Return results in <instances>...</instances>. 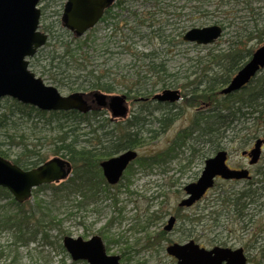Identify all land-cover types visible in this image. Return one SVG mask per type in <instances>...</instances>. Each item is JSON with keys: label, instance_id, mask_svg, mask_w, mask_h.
<instances>
[{"label": "rangeland", "instance_id": "obj_1", "mask_svg": "<svg viewBox=\"0 0 264 264\" xmlns=\"http://www.w3.org/2000/svg\"><path fill=\"white\" fill-rule=\"evenodd\" d=\"M211 1L123 0L120 6L112 8L111 13L114 17L101 20L82 36L75 38L82 41L87 38L88 43V47L76 51L75 55L79 57L85 54L86 70H94L95 73L100 72L109 75L107 78H113V83L117 87L113 93H125L120 82L134 79L137 74H146L147 60L142 53L149 51H154L157 61L162 60L167 70L177 74L182 81L188 74H198L201 69L212 65L208 53L217 54L227 44L226 33H222L221 37L210 45H200L196 48L179 44V38L188 29L214 24L212 12L206 8H199L208 2L211 4ZM64 2L65 0L40 1L38 4L42 10L40 27L47 26L53 32L52 35H64V39L69 41L71 33L60 22ZM240 18H244L243 13ZM172 41L177 43H171ZM49 42L50 45H47ZM55 42L53 37L48 39L34 56L28 58L29 70L40 77L46 85L56 87L62 95L85 91L70 90L67 82L68 72L63 69L43 67L48 62L47 52ZM172 88H179L181 93L183 92L180 87ZM160 90V87L156 86L152 92ZM183 99L159 109H155V104L151 103L149 104L151 115L141 114L146 118V124L141 127L145 140L141 147L136 148L138 157L160 153L165 162L151 168L142 167L136 161L132 162L129 174L116 185H109L106 191L102 190L95 201L87 202L85 207L76 206L79 197L73 193L59 191L55 196L51 188L33 190L27 203L33 204L36 198L46 201L49 218L52 221L47 229L48 239L42 241L40 236H37L34 241L21 246L12 244L11 233L0 232V246L5 254L0 258V264H10L14 256L17 259L13 264H87L84 261L71 260L62 246V238L80 236L88 239L95 234L102 238L108 254L120 256L121 264H175L171 256L165 252L164 241L157 252L154 246L146 247L150 243L146 237L158 233L168 215L176 214L182 218H194V221L190 222L193 231L191 235L189 233L183 235L176 229L167 235L168 238L186 241L195 237L196 241L205 247L212 244L221 245L223 242L224 246L230 247L248 246L249 264H264V184L259 182L258 199L249 207L253 216L248 214L244 219L235 220L231 206L214 201L218 196L225 197L243 189L248 180L257 178V171L264 172V144L260 158L254 164L249 163L248 156L241 154L242 150H249L252 147L254 139L244 143V137H238L240 134L233 135L228 131L222 137L218 148H215L212 142L208 143L205 137L193 135L182 148L175 149L178 132L190 124L195 112V106L186 105ZM9 100L11 99H2L0 107L10 105ZM140 103L135 97L128 98L131 113L140 111ZM163 113L173 115L172 122L156 137L149 138L153 133L151 131L158 129L155 118ZM99 117L107 119L109 114L103 111L97 116ZM23 120L22 118L18 120L20 124L17 134L24 133L27 143L35 145L41 152H46L47 158L52 157L48 149L51 146L50 139L55 133L54 125L43 124V120L33 118L32 121L37 122L38 129L34 134H30L27 129L30 121ZM104 122L109 130L113 127L112 122L107 123L105 120ZM1 133L3 130L0 131V135L4 137ZM219 149L226 151V160L230 167L247 169L251 178L216 179L213 187L191 207H178V202L185 196L184 186L198 179L205 160ZM171 152L175 157L169 158ZM5 203V200H0V206ZM6 209H12V206H7ZM151 212L161 215L159 217L154 215L148 221L146 217ZM249 216L252 217L251 225L247 222ZM198 217L202 219L197 221ZM245 225L248 228L246 227L244 231ZM212 239L215 242L211 244ZM123 251H127L126 261L121 260Z\"/></svg>", "mask_w": 264, "mask_h": 264}, {"label": "trees", "instance_id": "obj_2", "mask_svg": "<svg viewBox=\"0 0 264 264\" xmlns=\"http://www.w3.org/2000/svg\"><path fill=\"white\" fill-rule=\"evenodd\" d=\"M122 2L123 0H116L114 7L120 6ZM242 3H244L243 6ZM199 8H206L207 11L212 12L213 22L221 26L222 33L228 34L227 44L222 51L217 54L208 53L213 64L201 69L198 74H188L186 79L180 81L177 74L167 70L162 60L157 61L154 51L145 52L142 56L147 60L146 74H137L134 79L120 82L122 89L127 98L150 97L153 93L152 89L156 86L160 89L167 87L182 89L185 104L195 106L198 110L194 112L190 124L178 132L175 149L182 148L193 135L205 137L206 141L212 142L215 148H218L227 131L233 135L240 134L238 137H244V143L258 137L264 138V69L239 91L227 95L220 94V89L250 58L253 50L264 43V0H212L211 4L208 2ZM111 10L112 8H109L106 11L103 20L114 17ZM242 13L243 19L240 18ZM41 29L48 32V39L53 37L56 40L47 52L48 62L43 65L44 68L46 66L61 68L68 72L67 82L70 90L100 91L106 94L115 92L117 87L113 83V78H107L109 75L106 76L100 72L95 73L94 70H86L85 54L79 57L75 55L76 51L88 47L87 38L82 41L69 34L70 39L66 41L64 35H52L53 32L47 26ZM65 33L68 32L65 31ZM181 37L179 44L196 48L200 46L186 43ZM167 43L170 44V42ZM47 45H50V42ZM9 102L10 105L0 107V131L3 130L1 134H4V137L0 135L3 139H0V155L24 169L37 166L47 159V153L27 143L24 133L17 134L20 124L18 120L22 118L25 122L30 121L27 126L30 134H34L38 129L37 122L32 121L33 118L43 120V124H53L55 133L50 139L51 146L48 152L52 154V157L58 156L69 161L71 176L57 184L60 185L59 187L56 184H44L33 190L51 188L55 196L59 191L73 193L79 197L76 201L77 207H85L87 202L95 201L102 190L108 189L109 185L101 173L102 160L126 149L139 148L144 144L141 127L146 124V118L141 114L151 115L152 111L149 108L151 104L149 100L150 103L141 101L139 112L131 113L130 111V116L126 120L114 122L110 118H97L105 109L87 113H79L75 110L41 111L12 99ZM163 106L161 103H155V109ZM104 120L107 123L112 122L113 127L110 130ZM172 120L173 115L168 113L156 117L155 123L158 129L151 131L153 133L149 135V138H154L159 132H163ZM174 155L171 152L169 158L175 157ZM135 161L145 168L165 162L160 153L154 156L138 157ZM131 165L132 163L125 170L123 177L131 172ZM256 177L254 180L247 181L243 189L225 197L218 196L214 201L231 206L235 220L244 219V210L247 205L253 204L258 199L259 182L264 184L263 171H257ZM0 200L6 201L0 206L2 209L0 232L11 233L12 244L25 246L34 241L37 236H40L42 241H47V229L52 221L49 218L46 201L36 198L31 205L27 202L18 203L4 187H0ZM7 206H12L13 210L6 209ZM212 213L209 212V214ZM154 215L159 217L161 214L151 212L146 220L150 221ZM187 219L194 221V218ZM201 219L202 217L196 218L197 221ZM146 238L150 242L146 247L154 246L157 252L164 240H171L164 235L163 231L154 236L147 235ZM194 239L197 240L195 237ZM222 245H225V242ZM127 251H123L121 255L122 261H126ZM4 255L0 246V258ZM16 259L14 256L10 264L15 263Z\"/></svg>", "mask_w": 264, "mask_h": 264}, {"label": "water", "instance_id": "obj_3", "mask_svg": "<svg viewBox=\"0 0 264 264\" xmlns=\"http://www.w3.org/2000/svg\"><path fill=\"white\" fill-rule=\"evenodd\" d=\"M41 0H0V100L10 97L22 104H28L41 111L75 110L79 113L107 109L112 120L125 119L129 104L125 94H105L100 91H75L62 95L56 87L46 85L40 77L28 68V57L42 47L48 34L39 29ZM115 0H66L60 17L61 25L72 32L75 38L92 28ZM222 34L218 24L188 29L182 39L198 45L215 42ZM264 69V43L258 46L250 58L237 70L220 93L223 95L239 91ZM151 99L174 103L181 99L180 90L166 88L154 93ZM264 138H256L249 151L242 155L254 164L261 155ZM137 157V151L127 149L100 162L102 174L107 183L116 184L127 165ZM227 153L220 149L207 158L200 176L184 186L185 197L179 207H190L211 188L216 178L246 179L245 168H231L226 163ZM71 174L68 160L54 156L36 167L24 169L0 155V187L6 188L14 200L23 203L32 196V189L42 184L59 183ZM170 216L164 228L174 223ZM62 246L72 261L87 264H121L118 255L107 254L102 238L95 234L88 239L64 236ZM166 253L176 259V264H247L242 247L214 246L210 249L200 246L193 239L172 242Z\"/></svg>", "mask_w": 264, "mask_h": 264}, {"label": "flooded vegetation", "instance_id": "obj_4", "mask_svg": "<svg viewBox=\"0 0 264 264\" xmlns=\"http://www.w3.org/2000/svg\"><path fill=\"white\" fill-rule=\"evenodd\" d=\"M105 13H106V11L104 12V14H103V16L105 15ZM103 16L100 18V20H99V22L102 20L103 21ZM98 22V23H99ZM167 88H172V87H167ZM136 98V100H138L139 102H141V101H145V102H148V100L151 102V103H156V101H151L149 98L150 97H147V100H139L140 98H142L141 96L140 97H135ZM144 98V97H143ZM150 102H148V103H150ZM171 105H173V104H169L168 106H171ZM198 110V108H194V111H197ZM208 142V141H207ZM208 143H211V142H208ZM249 181V180H248ZM252 205V203H250V204H248L247 205V207L245 208V212H244V216L246 217L248 214L249 215H251V213H250V206ZM256 206V205H255ZM254 206V210H256V207ZM249 212V213H248ZM170 216H174V218H175V220H174V223L172 224V227L170 228V229H165L164 228V226L167 224V221H168V219H169V217ZM251 216H253V214L251 215ZM180 216H178L177 214L176 215H168V217H167V219L165 220V222L163 223V225H162V228H161V230L159 231V232H161V231H163L164 232V235L166 236V237H168L167 235H169V234H171V233H173L174 232V230H176V229H179L178 231L180 232L181 231V233L183 234V235H187L188 233H189V235H191V232L193 231V229L191 228V225H190V220H188L187 218H185V217H180ZM251 219H252V217H248L247 218V222H249V224L251 225ZM193 222V221H192ZM189 225H190V227H189ZM248 228V226L247 225H245V226H243V230L245 231V228ZM188 235V236H189ZM170 238V237H169ZM171 240L170 241H168V240H164V242H165V248H166V246L168 245V244H170V243H172V242H175L176 240H174V239H172V238H170ZM189 239H191V238H189ZM188 239V240H189ZM195 240V239H194ZM187 241V240H186ZM178 242H184V241H178ZM215 242V240L214 239H212V241H211V244L212 243H214ZM199 244H200V246H203L200 242H198ZM214 246H223V247H230V246H224V245H220V244H212L210 247H206L207 249H210V248H212V247H214ZM248 246H246L245 248H243L242 247V249H243V252H244V255L246 256V263L247 264H249V260H250V258H249V255H248V248H247ZM230 248H235V247H230ZM171 259H173V261L175 262V264H176V259L175 258H173V257H171Z\"/></svg>", "mask_w": 264, "mask_h": 264}]
</instances>
